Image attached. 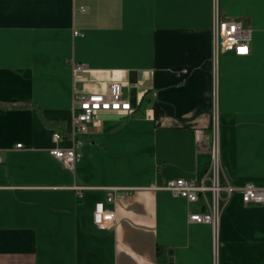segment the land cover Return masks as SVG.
<instances>
[{
  "label": "crops",
  "instance_id": "0c3cea01",
  "mask_svg": "<svg viewBox=\"0 0 264 264\" xmlns=\"http://www.w3.org/2000/svg\"><path fill=\"white\" fill-rule=\"evenodd\" d=\"M216 17L243 22L249 55L214 57ZM112 81L135 115L101 114L69 170L49 151L72 146L74 95ZM196 129L234 188L216 229L164 188L204 178ZM0 154V264H264V204L240 190L264 188V0H0Z\"/></svg>",
  "mask_w": 264,
  "mask_h": 264
},
{
  "label": "built area",
  "instance_id": "2783aa9c",
  "mask_svg": "<svg viewBox=\"0 0 264 264\" xmlns=\"http://www.w3.org/2000/svg\"><path fill=\"white\" fill-rule=\"evenodd\" d=\"M84 10V7L81 8ZM249 30L243 22L227 18L216 17L212 29L213 55L217 58L224 53H233L236 56H247L250 53ZM245 48V51H241ZM84 65L73 66L75 73L86 71ZM137 106L133 105L124 91L123 84L112 81L103 86L99 91L75 94L73 98V109L76 111L72 120L70 131V148H52L50 154L61 161L63 165L74 170L76 162L81 157L77 151L83 143V136L88 133L89 127L103 113H116L121 117H131L135 115ZM53 140L59 143L63 140L60 133H54ZM195 141L197 151L206 152L210 155V164L202 181L172 179L167 182L165 189L174 196L187 199L189 203L202 202L201 212H191L189 221L196 223H208L216 229L223 208L227 205L234 188L225 186L221 182V159L217 138L210 140L203 129L195 130ZM21 148L22 144H17ZM0 154V164L2 163ZM79 196L82 195L83 187L75 186ZM245 204H264V188H258L253 184H246L241 189ZM108 202H115V194L111 193L107 197ZM93 219L100 228H111L115 224V213L106 209L104 202H99L95 206Z\"/></svg>",
  "mask_w": 264,
  "mask_h": 264
},
{
  "label": "trees",
  "instance_id": "16d2710c",
  "mask_svg": "<svg viewBox=\"0 0 264 264\" xmlns=\"http://www.w3.org/2000/svg\"><path fill=\"white\" fill-rule=\"evenodd\" d=\"M149 102H150V98H149V95L147 94V95H145V97L143 98V100H142V103H141V108H145L148 104H149ZM35 107V106H34ZM37 112L39 113V116H41L40 115V111H39V109L37 108ZM42 117V116H41ZM43 121L46 123V124H50L51 123V121H49V120H46V119H43Z\"/></svg>",
  "mask_w": 264,
  "mask_h": 264
},
{
  "label": "snow or ice",
  "instance_id": "6c2138e0",
  "mask_svg": "<svg viewBox=\"0 0 264 264\" xmlns=\"http://www.w3.org/2000/svg\"><path fill=\"white\" fill-rule=\"evenodd\" d=\"M240 50H241V51H245L246 49H245V48H241Z\"/></svg>",
  "mask_w": 264,
  "mask_h": 264
}]
</instances>
